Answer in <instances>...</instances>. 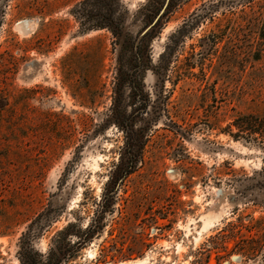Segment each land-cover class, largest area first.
Segmentation results:
<instances>
[{
    "label": "rangeland",
    "instance_id": "rangeland-1",
    "mask_svg": "<svg viewBox=\"0 0 264 264\" xmlns=\"http://www.w3.org/2000/svg\"><path fill=\"white\" fill-rule=\"evenodd\" d=\"M82 1L0 0V264L69 225L65 264H264V143L228 134L264 118V0H123L119 41Z\"/></svg>",
    "mask_w": 264,
    "mask_h": 264
},
{
    "label": "trees",
    "instance_id": "trees-1",
    "mask_svg": "<svg viewBox=\"0 0 264 264\" xmlns=\"http://www.w3.org/2000/svg\"><path fill=\"white\" fill-rule=\"evenodd\" d=\"M166 1L167 0H164L163 5L166 3ZM223 1L224 0H222L221 3H223ZM147 6L148 5H145L144 7L146 8ZM216 8L217 7L215 6V9ZM215 9L211 12V14H214L216 12ZM123 10V0H84L75 6V8L72 10V15L81 24L83 32L107 30L112 34L115 40L119 41L124 40L123 37L125 35V11ZM161 11V8H157V10L155 11V16L159 15ZM169 12L170 5L167 7V10L163 14V16L160 18L159 22L157 23V26L162 22L163 17ZM155 30L156 28H154L153 31L148 32L145 36H140L139 44L138 46H135V50L132 47L134 55L139 59L136 66L126 64L123 62L122 58H119V69L117 70V77H121L120 80H122L123 82L126 81V77H129L133 70V73H136L137 71L140 72L141 69H146L144 61L146 59V55L148 56L147 53L149 48L147 44L150 42L149 40L153 37ZM139 81L140 80L136 79V82L134 84L130 82V86L133 87V90L136 91V89L140 87L142 88V84ZM147 105L148 101L146 100L144 101V104H142L138 108V111L143 112L147 110ZM120 121H122L123 125H125V121H127V118L125 117V112H122V114L120 113ZM118 125L119 128L125 129L124 131H129L131 134H135V131L132 126L127 125L126 128H124V126L122 127L120 124ZM233 126L239 130L238 133L232 134L231 132H228V134L234 137L236 140L245 139V137H247V139H249L250 141L261 140L262 143H264V118L252 115L243 116L234 120ZM256 135H258L259 137L253 139V137ZM136 161V156L131 155V161L130 159L128 160L125 170L116 178V180H120L124 177H128L129 175H131L138 165V162ZM74 229L75 225H69L67 228L58 233L56 237L57 241L55 240V251L51 249V252L47 258H45L43 254L37 252L34 249L31 244V240L23 239L24 241H22L19 257L20 264H65L70 259L74 258L76 253H78L79 251H74L73 254H69L67 250L68 244L60 242L59 240L61 236H73ZM86 243L87 242H85L84 244ZM254 245V250H258L262 246V244H260L259 242L254 243ZM82 246L83 245H81L80 248Z\"/></svg>",
    "mask_w": 264,
    "mask_h": 264
},
{
    "label": "water",
    "instance_id": "water-1",
    "mask_svg": "<svg viewBox=\"0 0 264 264\" xmlns=\"http://www.w3.org/2000/svg\"><path fill=\"white\" fill-rule=\"evenodd\" d=\"M165 11V10H164ZM164 11H163V13H164ZM162 13V14H163ZM161 17V16H160ZM160 17H158L157 19H156V21L153 23V25L150 27V28H148L144 33H143V35L142 36H145L155 25H156V23L159 21V19H160Z\"/></svg>",
    "mask_w": 264,
    "mask_h": 264
}]
</instances>
